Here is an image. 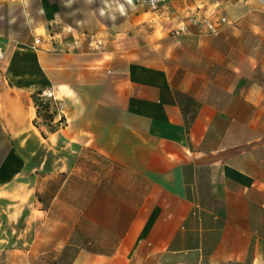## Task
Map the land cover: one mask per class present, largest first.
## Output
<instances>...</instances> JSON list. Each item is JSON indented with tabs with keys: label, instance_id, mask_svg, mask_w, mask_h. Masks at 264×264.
I'll list each match as a JSON object with an SVG mask.
<instances>
[{
	"label": "crops",
	"instance_id": "1",
	"mask_svg": "<svg viewBox=\"0 0 264 264\" xmlns=\"http://www.w3.org/2000/svg\"><path fill=\"white\" fill-rule=\"evenodd\" d=\"M38 1L0 0L3 166L46 148L31 171L61 174L47 201L78 211L68 264H264V1L157 63L53 46L30 22ZM48 89L56 131L38 114Z\"/></svg>",
	"mask_w": 264,
	"mask_h": 264
},
{
	"label": "rangeland",
	"instance_id": "2",
	"mask_svg": "<svg viewBox=\"0 0 264 264\" xmlns=\"http://www.w3.org/2000/svg\"><path fill=\"white\" fill-rule=\"evenodd\" d=\"M205 2L199 0L195 12L191 7L195 2L190 0H158L155 4L149 0H39L30 22L47 42L59 48L111 47L134 60L157 63L181 51L180 44L188 46L196 37L192 29L198 30V37L212 35L206 19L217 23L219 31L228 24L236 25L244 13L253 21L252 12L261 8L259 0H211L208 5ZM41 122L48 130L58 128L49 120ZM12 148L0 117V264H68L76 252L67 249L61 253L62 246L78 211L62 208L60 202L51 205L45 192L47 182L53 180L58 186L62 175L47 179L44 170L37 174L31 171L39 165L44 147L37 151V162L17 159L10 167H4L3 161ZM25 155L29 156L28 150ZM39 198L45 202L38 203ZM160 261L225 264L220 258L211 262V258L197 252Z\"/></svg>",
	"mask_w": 264,
	"mask_h": 264
},
{
	"label": "built area",
	"instance_id": "3",
	"mask_svg": "<svg viewBox=\"0 0 264 264\" xmlns=\"http://www.w3.org/2000/svg\"><path fill=\"white\" fill-rule=\"evenodd\" d=\"M149 1L152 2L153 4H155V2L158 0H149ZM222 21H225V18H222ZM205 22H206L208 28L210 30H212L213 32H215L218 29L217 23H214L209 19H206ZM40 42H41L40 38H35L33 45L38 47ZM4 56H5V53H4L3 49L0 47V58H2ZM40 98H41L40 101L43 104L48 105L49 112L54 113V117L52 119V121H54L55 120V111H51V101L55 99L54 91L51 89L42 90V91H40ZM63 106H64L63 102H56L55 103V107H57V110L63 108ZM57 110H56V113H58ZM58 123H59V125L62 126L63 125V118H60Z\"/></svg>",
	"mask_w": 264,
	"mask_h": 264
},
{
	"label": "trees",
	"instance_id": "4",
	"mask_svg": "<svg viewBox=\"0 0 264 264\" xmlns=\"http://www.w3.org/2000/svg\"><path fill=\"white\" fill-rule=\"evenodd\" d=\"M37 108H38V114L45 120L51 121L54 117V113L49 112L48 105L43 104L39 99L36 100Z\"/></svg>",
	"mask_w": 264,
	"mask_h": 264
}]
</instances>
